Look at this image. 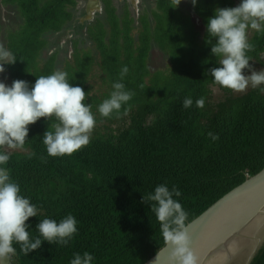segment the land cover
I'll return each instance as SVG.
<instances>
[{
	"label": "trees",
	"instance_id": "1",
	"mask_svg": "<svg viewBox=\"0 0 264 264\" xmlns=\"http://www.w3.org/2000/svg\"><path fill=\"white\" fill-rule=\"evenodd\" d=\"M89 1L87 20L99 11V5L89 11ZM0 2V17L6 19L0 18L2 46L17 58L14 65H5L0 79L31 85L40 76L67 71L69 82L88 94L85 103L96 119L90 144L70 156L51 157L43 144L44 133L54 130V117L30 125L23 148L3 149L11 157L5 165L11 178L39 209L26 222L33 237L39 235L36 226L44 218L59 222L72 214L78 221V233L66 245L44 241L25 256L14 244L17 255L11 264H70L76 253L84 252L93 255L92 264H145L167 244L153 202L143 199L157 185L181 191L187 226L264 169V94L252 88L235 94L208 73L220 65L206 43L207 18L214 8L235 7L240 0H198L195 7L184 0L183 8H169L170 0H154V10L148 0H139L138 15L129 0H102V13L97 14L108 26L100 22L94 33L95 25L85 29L88 42L100 52V74L94 72V55L81 57L90 52L79 51L75 41L69 44L73 53L66 46L50 49L49 41L72 21L69 8L75 0H49L45 5L40 0ZM143 4L151 6L152 16L162 18L158 34L156 24L149 27L147 16L141 15ZM143 21L144 34L134 40V24ZM163 21L165 29L160 28ZM198 21L204 31L201 40ZM248 36L255 45L250 64L264 65V35L250 31ZM151 41L161 42L168 63L164 70L150 68ZM125 65L129 73L123 83L135 95L120 114L103 117L98 107L109 98L112 82ZM214 88L224 93L222 101H212ZM186 97L193 99L188 109L183 107ZM201 98L205 104L198 108L195 101ZM209 132L219 139L213 141ZM250 264H264V244Z\"/></svg>",
	"mask_w": 264,
	"mask_h": 264
},
{
	"label": "clouds",
	"instance_id": "2",
	"mask_svg": "<svg viewBox=\"0 0 264 264\" xmlns=\"http://www.w3.org/2000/svg\"><path fill=\"white\" fill-rule=\"evenodd\" d=\"M184 0H170L169 8H179ZM193 7L198 0H190ZM206 29L211 44V54L218 58L219 67L208 72L214 82L222 88L243 93L250 87L264 94V70L256 71L250 64V52L255 45L249 41V32L264 35V0H240L235 7H216L207 18ZM214 41V42H213ZM17 58L8 49L0 46V74L5 65H14ZM248 69L249 75L244 74ZM129 68L123 66L117 81L112 82V91L98 107L103 117L120 114L135 93L123 83ZM67 71H55L40 76L34 84L25 80H14L11 85L0 80V261L11 260L17 255L14 244L27 256L39 249L44 241L68 244L78 233V221L72 214L59 220L44 218L36 226L39 235L33 237L26 223L38 215L39 209L31 199L21 193L20 185L13 181L5 165L11 159L8 149L23 148L28 140L29 126L41 118L57 121L52 131L47 130L43 144L51 157L72 155L91 142V133L96 125L91 105L86 104L87 93L80 86H74L68 79ZM195 104L203 108V98ZM193 105V99L186 97L185 109ZM127 114L126 111L124 113ZM215 141L218 134L209 132ZM251 177H247L249 179ZM246 179V180H247ZM245 180V181H246ZM181 191L166 183L157 185L143 199L151 201L152 211L160 222L161 233L172 248L175 264H198L199 258L190 247L186 231L188 213L179 200ZM167 245V244H166ZM94 257L89 252L76 253L70 264H92Z\"/></svg>",
	"mask_w": 264,
	"mask_h": 264
},
{
	"label": "water",
	"instance_id": "3",
	"mask_svg": "<svg viewBox=\"0 0 264 264\" xmlns=\"http://www.w3.org/2000/svg\"><path fill=\"white\" fill-rule=\"evenodd\" d=\"M186 231L190 242L200 247L192 248L198 264H236L242 258L243 264H250L264 244V169L189 223ZM0 264H11V260ZM145 264H175L171 246L167 243Z\"/></svg>",
	"mask_w": 264,
	"mask_h": 264
},
{
	"label": "rangeland",
	"instance_id": "4",
	"mask_svg": "<svg viewBox=\"0 0 264 264\" xmlns=\"http://www.w3.org/2000/svg\"><path fill=\"white\" fill-rule=\"evenodd\" d=\"M0 1H5V0H0ZM121 1L122 0H120L119 2H121ZM148 1H149L150 5L152 4L153 10H154V6H155L154 0H148ZM48 2H49V0H40V3L42 5H45ZM137 3H138V0H137L136 4ZM0 4H1V2H0ZM87 4H88V0H75V5L69 8V9H71V11L74 15L72 21L66 26V28L62 32L56 34L55 40L53 39L52 41H49V44L52 46L50 48L51 50H55V48L59 47V46H60V48H63V46H66L67 48H69L70 53H73V45L71 44L72 46L70 47L69 44L71 42L75 41L77 46H78L79 51L90 52V53L82 54L81 57H83V55H90V54L94 55V59H95L94 64L96 65L94 68V72L96 74H100L101 72L99 70L100 67L98 64V61L100 59V52L98 51V49L96 50V48L93 44H90V42H88L89 37L86 36L85 29L89 24H92V26L95 25L92 28V32L94 33L95 31L98 30V29H95L96 25L101 24L100 22H102L105 27L108 25H107L105 19L103 20V15L97 14L99 12L94 13L92 20H90V22H88L87 19H85L86 18L85 14L87 12ZM181 6H182V4H181ZM143 8H144V11L141 13V15L145 16V17L147 16L146 20L149 24V27L156 24L155 31L158 34L159 33V23H160V21H162V18H160V16H156L154 13L153 14L155 16H152L151 6L148 7V5L143 4ZM182 8H183V6H182ZM188 8H189L188 5H186L187 10H188ZM133 10H134V8H133ZM183 11L184 12L186 11L185 8ZM134 13H135V10H134ZM3 19H5L4 16L2 17L1 21H3ZM141 19H142V17H141ZM133 21L136 22L134 17H133ZM87 22H88V24H87ZM182 22L185 23V21H182ZM144 23L145 22L143 21L140 24H136V23L134 24L135 28H137L135 33H134V40H137L138 36L141 37L144 34V30L142 31ZM1 24L5 25L6 23L1 22ZM16 26H17L16 23H12L13 29L16 28ZM166 26H167L166 21H163L160 24L161 29H165ZM201 26H202V24L200 23V21H198L196 32H197V38L200 40L202 38V35L204 34L203 33L204 31L201 30ZM93 29H95V30L93 31ZM138 30H140V31H138ZM153 31H154V29L149 31V32H153ZM2 34H3V32L0 31V46H2L3 41H4L2 38ZM146 35L148 36V34H146ZM151 43H152V45L149 46V50L151 52L150 54H152V57H154V63L152 65V67H150V68H154V69H158V70H160L162 68V70H164L165 64L168 65V63H167L166 56H165L166 54L163 52L164 50H162V48L160 47L161 42L155 43V41H151ZM263 59H264V57H263ZM253 68L256 71L264 70V65L263 64L260 65L259 63L254 62ZM249 74L250 73H248L246 75H249ZM3 82H5V81H3ZM5 83L10 85V83H8V82H5ZM236 93L237 92H235V94ZM224 97H225L224 93L221 90H219L218 88L212 89V101L214 103L222 101L224 99ZM242 252H243V249H242ZM242 260L244 261L243 258L239 259L236 262V264H243Z\"/></svg>",
	"mask_w": 264,
	"mask_h": 264
},
{
	"label": "flooded vegetation",
	"instance_id": "5",
	"mask_svg": "<svg viewBox=\"0 0 264 264\" xmlns=\"http://www.w3.org/2000/svg\"><path fill=\"white\" fill-rule=\"evenodd\" d=\"M118 1H120V0H118ZM134 1H135V0H129V3H130V5H132V7L134 8L136 14L138 15V13H139V11H138V9H137V4H138V3H137V4H136V3L134 4ZM138 1H139V0H138ZM90 2H94V3L92 4V3H90ZM96 5H97V6L99 5V11H98V12H99V13H102V10H103L102 0H98L96 3H95V0H92V1L90 0V1H89V11L94 10L95 7H96ZM88 13H89V12H88ZM88 13H87V16H86L87 18L90 17V16H89L90 14H88ZM95 13H97V12H95ZM85 15H86V14H85ZM90 20H92V19H90ZM90 20H87V21L90 22ZM88 22H87V23H88Z\"/></svg>",
	"mask_w": 264,
	"mask_h": 264
},
{
	"label": "bare ground",
	"instance_id": "6",
	"mask_svg": "<svg viewBox=\"0 0 264 264\" xmlns=\"http://www.w3.org/2000/svg\"><path fill=\"white\" fill-rule=\"evenodd\" d=\"M242 229H243V228L241 227V231H243ZM241 231H240V232H241ZM247 231H248V233L252 232L250 229H247ZM241 233H242V232H241ZM242 234H243V233H242ZM196 240H198V238L195 239L194 241H196ZM235 240H236V238H235ZM235 240H234V241H235ZM234 241H233V242H234ZM251 243H253V242H251ZM190 247H191V248H197V249L200 248V247H198V245H197L196 242H192V241L190 242ZM242 261H243V260H242Z\"/></svg>",
	"mask_w": 264,
	"mask_h": 264
}]
</instances>
